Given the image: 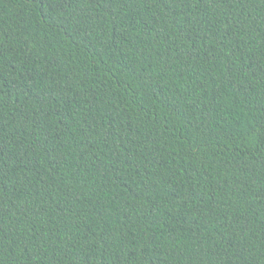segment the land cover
Instances as JSON below:
<instances>
[{"label": "trees", "instance_id": "trees-1", "mask_svg": "<svg viewBox=\"0 0 264 264\" xmlns=\"http://www.w3.org/2000/svg\"><path fill=\"white\" fill-rule=\"evenodd\" d=\"M0 264H264V0H0Z\"/></svg>", "mask_w": 264, "mask_h": 264}]
</instances>
